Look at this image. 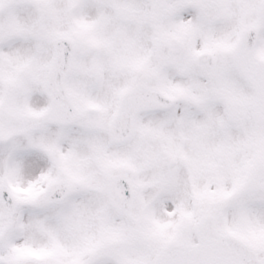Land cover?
<instances>
[{"label": "snow or ice", "instance_id": "1", "mask_svg": "<svg viewBox=\"0 0 264 264\" xmlns=\"http://www.w3.org/2000/svg\"><path fill=\"white\" fill-rule=\"evenodd\" d=\"M0 264H264V0H0Z\"/></svg>", "mask_w": 264, "mask_h": 264}]
</instances>
